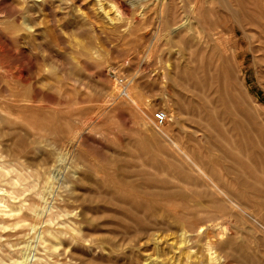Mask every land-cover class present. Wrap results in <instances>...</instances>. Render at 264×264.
Segmentation results:
<instances>
[{
    "label": "rangeland",
    "instance_id": "rangeland-1",
    "mask_svg": "<svg viewBox=\"0 0 264 264\" xmlns=\"http://www.w3.org/2000/svg\"><path fill=\"white\" fill-rule=\"evenodd\" d=\"M22 1L19 11L16 0H0V264H219L196 232L128 231L114 222V211L86 209L104 167L116 177L132 167L175 180L130 155L136 140L143 138L148 151L159 144L166 160L174 150L185 170L186 152L205 145L199 123L188 121L198 118L179 110L170 82L189 67L202 75V62L215 74L218 50L204 37L202 0H175V18L161 11L171 0H110L121 3L119 10L110 3L99 8L97 0ZM21 15L28 25L19 42L9 27ZM248 42L228 63L245 77L254 123L235 125L225 108L221 115L237 140L264 150V63ZM128 89L137 103L124 95ZM214 91L210 97L221 109ZM33 94L45 102L32 103ZM158 110L168 115L162 126L154 119ZM235 242L226 250L239 257ZM213 256L223 259L219 249Z\"/></svg>",
    "mask_w": 264,
    "mask_h": 264
},
{
    "label": "bare ground",
    "instance_id": "bare-ground-1",
    "mask_svg": "<svg viewBox=\"0 0 264 264\" xmlns=\"http://www.w3.org/2000/svg\"><path fill=\"white\" fill-rule=\"evenodd\" d=\"M204 2L202 0L201 7L204 37L208 42H214L218 50L215 74L209 72L208 64L202 62V75L196 68L189 67L180 72L177 78L172 77L170 82L175 88L173 97L179 103V110L198 118H189L188 121L199 123L197 128L206 137L205 145L198 149L185 146L190 148L186 152L189 161H186L188 165L185 162L188 167L185 170L177 162L179 156L174 150L170 154L171 159L166 160L162 154L163 147L159 144H154V150L148 151L143 138L141 141L136 140V150L131 151L130 155L141 158L143 164L157 172L167 170L175 180H160L158 173L152 176L132 167L129 168V173L122 169L123 173L116 177L113 172L110 173V166L104 167L103 172L99 170L102 175L96 185L90 186L92 195L86 198V209L91 212L114 211V222L128 231L132 227H181L185 233L196 232L195 240L201 241L210 256L219 260V264H238V261L240 264H264V150L259 149L252 140H237L227 126L228 121L222 116L225 108L231 118H235V125L254 123V111L246 92L248 88L244 85L245 77L228 61L236 59L244 51L242 42L249 41L251 51L257 53L261 63H264V0H212V4L208 6ZM16 3L19 11L25 8L24 1L16 0ZM106 3L116 9L121 5L117 6V3L110 0L96 1L99 8H104ZM161 9L162 12L164 9L168 10V15L175 18L179 5L171 0L167 5L162 3ZM105 13L108 12L105 10ZM16 25L8 27L11 28L12 38H18L20 42V32L28 25L25 16L21 15V20ZM17 47L19 52L24 49L21 45ZM228 50H231L230 57L226 56ZM38 69L43 71L46 67L40 64ZM23 71L19 77L28 81L30 77ZM213 81L218 87L216 91ZM213 91L214 97L222 104L221 109L210 97ZM124 95L133 103L136 102V96L132 95L130 89ZM29 99L32 103H40L38 106L42 105L40 101L45 102V98H39L36 94L30 95ZM33 105L27 104L24 107ZM235 114L240 117L236 118ZM130 175L137 179L130 180ZM200 184L202 190L199 191L189 187ZM250 215L254 216L252 219L258 225L252 224ZM207 224L219 228L218 233L215 234L211 228L206 227ZM227 230L230 235L222 239ZM55 237L61 238L57 233ZM182 240L186 242L185 238ZM234 240L241 251L239 257L226 250ZM252 246L257 247L255 252L251 250ZM216 249L223 253V259L213 256Z\"/></svg>",
    "mask_w": 264,
    "mask_h": 264
},
{
    "label": "built area",
    "instance_id": "built-area-1",
    "mask_svg": "<svg viewBox=\"0 0 264 264\" xmlns=\"http://www.w3.org/2000/svg\"><path fill=\"white\" fill-rule=\"evenodd\" d=\"M154 120L156 122V124L158 125H162L167 121V115L166 112L164 110H158L155 112L154 114Z\"/></svg>",
    "mask_w": 264,
    "mask_h": 264
}]
</instances>
